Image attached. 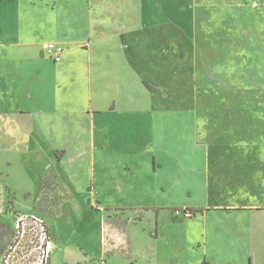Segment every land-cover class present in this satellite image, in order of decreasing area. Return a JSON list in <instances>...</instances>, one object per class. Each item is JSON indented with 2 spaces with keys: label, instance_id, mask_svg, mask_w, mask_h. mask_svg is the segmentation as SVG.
<instances>
[{
  "label": "rangeland",
  "instance_id": "1",
  "mask_svg": "<svg viewBox=\"0 0 264 264\" xmlns=\"http://www.w3.org/2000/svg\"><path fill=\"white\" fill-rule=\"evenodd\" d=\"M122 1L127 4L125 1L132 0H0V40L7 54L22 52L20 45L15 46L30 42L36 48L25 52L39 57V64L34 66L24 65L26 60L21 61V66L18 60H7V66L8 61L12 65L5 68L9 95L6 113H11L9 102L28 105L44 99L40 93L46 94L48 89L39 81L46 82L50 70L42 45L47 46L52 25L79 22L93 30L96 24L110 23L106 20L110 17L108 8ZM143 2H133L134 26L143 9L150 22L158 20L159 12L170 20L165 28L157 30L160 38L165 36L171 41L169 35L176 33L182 36L184 46L192 47L189 36L196 35V90L166 91L165 98L197 99V114L166 113L156 119L140 118L136 113L127 119L120 114L110 116L101 122L102 127L113 126L127 133L126 138L120 135L107 144L109 151L91 155L85 148L90 137L80 132L60 164L44 148L52 140L51 133L53 140L66 143L65 125L53 123L46 113H35L33 118L2 116L0 264L36 261L40 221L53 246L47 264H207L205 260L232 264L224 259V250L218 252L210 246L202 247L195 239L190 241L192 234L222 227L214 214L194 221L177 217L174 212L173 217L167 210L161 218L168 226L160 229L159 239L155 240L156 217L150 211L114 207L166 203L264 205V154L252 150L264 147V0ZM99 15L101 21H97ZM191 19L195 27L189 25ZM148 31L151 36L153 29L145 30ZM18 70L20 75L16 74ZM18 89L22 90L20 103ZM152 94L158 98L160 91L155 89ZM195 126L199 135L191 138L188 127L194 130ZM204 147L247 150L217 154L205 152ZM149 152L156 156L158 164L163 163L161 170L156 169L158 164L154 169L152 156L146 157ZM208 178L211 182H233L206 186ZM239 178L258 182H236ZM89 187L91 194L87 192ZM88 199L94 209L99 207L97 201L114 209L91 211L86 205ZM172 217L180 220L173 222ZM103 219L120 232L126 227L131 242L128 251L122 248L124 238L117 234L114 240L120 248L102 250L96 232ZM107 238L110 247L111 239ZM245 264H251L249 258Z\"/></svg>",
  "mask_w": 264,
  "mask_h": 264
},
{
  "label": "crops",
  "instance_id": "2",
  "mask_svg": "<svg viewBox=\"0 0 264 264\" xmlns=\"http://www.w3.org/2000/svg\"><path fill=\"white\" fill-rule=\"evenodd\" d=\"M139 1L144 3L143 1L146 0ZM125 2L127 4L122 1L110 6L107 10L110 17L106 18L110 23L96 24L93 30L86 29L84 24L79 22L78 24L68 22L66 26L52 25L51 38L47 45L50 43L61 45L64 51L60 62L54 63L47 53L46 46L42 45L49 59L47 65L50 70V77H46V82L38 79L41 87L45 85L48 89L46 94L45 92L40 93L44 99L39 102L34 100L28 105L9 102L7 105H9L11 113H6V100L9 95L7 94L5 68L12 65L8 61L7 66V60H18L20 66L22 65L21 61L26 60L24 65L34 66L39 64V57L25 52L31 50L32 47L36 48L30 42L14 45L15 47L20 45L23 48L22 52L18 50L15 53L7 54L6 45L0 40V118L5 114H13L17 117L31 115L32 117L35 113L39 115L46 113L48 119L53 123L65 125V136L68 137L66 143L53 140L54 137L51 133L50 139L52 140L44 148L50 152V157L56 164H60L66 159L69 148L80 136V132H87L90 137H88L85 148L91 155L109 151L106 148L107 144L115 138H121L120 135L126 138L127 133L118 132L113 126L102 127L101 122L110 116L116 118V115L120 114L124 119H127L129 115L136 113L140 118L147 116L149 119H156L166 113L180 114L185 111V114H197L199 104L197 99L189 98L187 101H183L181 98L176 100L165 98L166 91L182 92L184 88H188L190 91L196 90L198 79L196 35L195 37L189 36L191 43H194L192 47L191 44L189 47L184 46L182 36H178L176 33V35L173 33L169 35L171 41L164 35V38H160L157 30L162 26L165 28L170 20L159 12L158 20L153 19V22H150L143 13V9L138 14V22L134 26V0ZM97 21H101V15ZM194 23L191 19L189 25L195 27ZM149 29H153L151 36L149 31L145 32ZM154 29L156 30L154 31ZM179 33H181L180 30ZM28 68L30 70L32 67ZM16 74L20 75V70L16 71ZM134 82L137 83L136 86H133ZM155 89L160 91L158 98L152 94ZM18 91L20 103L22 90L18 89ZM18 91H16V95L14 93V97L17 96ZM170 106L171 108H169ZM182 106H185V109H181ZM129 107L136 108V110L132 111ZM167 107L169 110L166 109ZM188 129L189 137H198L197 126L194 130L191 127ZM191 131L194 133L191 134ZM204 148L207 153L216 152L217 154L235 149L245 153L247 150V148ZM255 149L264 154V147L252 148V150ZM146 157L149 159L151 157L155 169V165L158 164L156 156L149 152ZM162 168L163 163L160 162L156 169L161 170ZM218 182H233V180L214 179V182H211L208 178L205 183L206 186H209L211 183ZM236 182L258 181L239 178ZM90 190L91 187L87 192L91 194ZM86 205L88 208L90 207L91 211L98 213L114 208L150 211L156 217L153 236L155 240L159 239L160 229L163 226H168L161 218V215L167 210L172 216L174 210L177 209L191 210L194 213L192 217L194 221L207 219L208 215L214 214L222 227L206 229L201 235H198V232L192 234L190 241L195 239L201 243L202 247L210 246L218 252L224 250V259H228L232 264H245L248 258L251 264H264V222H262L264 205L217 207L210 204L190 206L166 203L153 207L105 208L100 201H97L99 207L94 209L89 199ZM200 209L202 211H196ZM173 219V222L180 220L179 218ZM109 226L110 224L105 223L103 219L97 227V239L102 250L110 249L111 251L120 248V243L114 240L115 234H117L124 238L122 248H126L128 251L131 242L126 227L120 232ZM107 237L111 239L110 247L107 244ZM185 242L188 243L187 235H185ZM205 263L211 264L206 260Z\"/></svg>",
  "mask_w": 264,
  "mask_h": 264
},
{
  "label": "built area",
  "instance_id": "3",
  "mask_svg": "<svg viewBox=\"0 0 264 264\" xmlns=\"http://www.w3.org/2000/svg\"><path fill=\"white\" fill-rule=\"evenodd\" d=\"M47 53L50 55L51 59L54 63H58L61 60V55L63 54V47L61 45L50 43L46 46ZM174 214L177 217L182 218H192L193 212L189 211L188 209H177L174 210ZM21 220L19 219L18 222ZM40 221V220H39ZM41 224V233H40V245L38 247L39 250V257L31 264H47L49 261L50 253L52 251V244L49 241L48 233H46V228L42 226V221H40Z\"/></svg>",
  "mask_w": 264,
  "mask_h": 264
},
{
  "label": "trees",
  "instance_id": "4",
  "mask_svg": "<svg viewBox=\"0 0 264 264\" xmlns=\"http://www.w3.org/2000/svg\"><path fill=\"white\" fill-rule=\"evenodd\" d=\"M189 211H191V210H189ZM196 211H202V209H200V210H196ZM191 212H193V211H191ZM193 216H194V213H193Z\"/></svg>",
  "mask_w": 264,
  "mask_h": 264
}]
</instances>
